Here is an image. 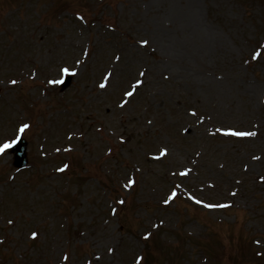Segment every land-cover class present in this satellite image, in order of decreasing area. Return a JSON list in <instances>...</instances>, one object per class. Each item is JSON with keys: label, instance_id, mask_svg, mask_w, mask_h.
I'll return each instance as SVG.
<instances>
[{"label": "rangeland", "instance_id": "obj_1", "mask_svg": "<svg viewBox=\"0 0 264 264\" xmlns=\"http://www.w3.org/2000/svg\"><path fill=\"white\" fill-rule=\"evenodd\" d=\"M0 149V264H264V0H0Z\"/></svg>", "mask_w": 264, "mask_h": 264}, {"label": "water", "instance_id": "obj_2", "mask_svg": "<svg viewBox=\"0 0 264 264\" xmlns=\"http://www.w3.org/2000/svg\"><path fill=\"white\" fill-rule=\"evenodd\" d=\"M70 79H67L64 88L69 85ZM11 152L15 154L14 157V166L19 169H23L28 165V157H27V143L25 140H19L17 144L12 146Z\"/></svg>", "mask_w": 264, "mask_h": 264}, {"label": "snow or ice", "instance_id": "obj_3", "mask_svg": "<svg viewBox=\"0 0 264 264\" xmlns=\"http://www.w3.org/2000/svg\"><path fill=\"white\" fill-rule=\"evenodd\" d=\"M142 43H144L145 45L147 44V41H143ZM259 54H257L258 56ZM64 71H68V69H65ZM143 75V73H141ZM12 83H16V81H12ZM103 86V85H102ZM133 93L129 92L127 93V95L131 96ZM28 126L27 125H24V128H27ZM23 130V129H22ZM235 135H241V136H244V135H255V133H234ZM5 147H8V145H5ZM0 151H3V149H0ZM167 150H165L166 152ZM175 195V194H173ZM168 201H165V203H167ZM217 205H208V207H216ZM221 206H226V205H221ZM37 235L36 233H33V236Z\"/></svg>", "mask_w": 264, "mask_h": 264}]
</instances>
